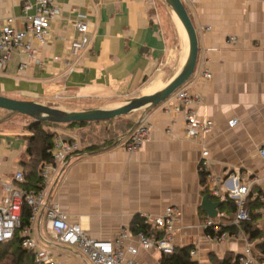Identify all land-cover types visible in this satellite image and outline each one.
Segmentation results:
<instances>
[{"label": "crops", "instance_id": "obj_1", "mask_svg": "<svg viewBox=\"0 0 264 264\" xmlns=\"http://www.w3.org/2000/svg\"><path fill=\"white\" fill-rule=\"evenodd\" d=\"M54 4L59 14L50 25V38L38 47V62L20 73L18 56L11 53L0 70V94L65 110H81L80 104H90L84 109L114 107L160 89L185 61L188 45L183 31L173 14L183 36L177 53L156 0H54ZM25 5L30 6L27 14L35 13V0H0V18L12 17L16 28H23ZM77 13L85 15L90 44L73 54L70 41ZM188 14L198 39L196 68L203 60L211 77L192 73L183 84L190 96L185 107L211 119V132L199 140L186 137L183 117L166 111L170 96L148 111L130 115L135 123L144 116L151 125L148 139L136 150L124 148L128 132L93 151L80 142L81 150L61 168V176L47 184L50 199L90 237L113 240L127 233L124 257L136 264H160L161 252L139 248L129 228L132 218L158 215L167 206L180 210L175 246L197 243L198 264H211L212 254L242 251V238L217 243L206 236L204 224L223 222L225 213L217 208L214 216L204 201L207 197L218 202L209 196L208 186L199 184L202 149L208 150V171L225 179L226 187L249 182L250 191L264 196V160L259 154L264 145V0H200ZM232 119L237 123L229 126ZM59 129L68 136L79 128ZM22 136L0 129V180H9L26 159ZM204 188L207 195L201 192ZM30 233L41 244V237L46 240L44 250L55 264H91L77 247L56 240L43 210ZM130 247L138 248L137 253H130Z\"/></svg>", "mask_w": 264, "mask_h": 264}, {"label": "built area", "instance_id": "obj_2", "mask_svg": "<svg viewBox=\"0 0 264 264\" xmlns=\"http://www.w3.org/2000/svg\"><path fill=\"white\" fill-rule=\"evenodd\" d=\"M185 9H191L193 4L200 0H180ZM29 5L24 6V27L16 28L12 17L0 18V70L4 69L11 58V53L18 56L17 70L22 73L32 63L38 62V47L50 38V25L59 14V9L55 6L54 0H35V13L27 14ZM75 36L70 41L73 54L87 48L90 44V33L85 15L77 13L73 21ZM231 40L234 38L231 37ZM65 62V60H64ZM67 62V58H66ZM193 73L197 77L209 79L211 73L204 65L203 60ZM166 111L180 114L184 120L185 136L193 139H200L208 135L213 127V121L209 118H202L195 112L187 109L185 105L190 102L189 91L182 85L170 98ZM236 119L229 121V126H234ZM55 133L52 145L47 149L52 161L41 164V183L38 192H29L20 186L23 181V173L18 167L9 180H0V242L13 237L17 228H20V215L24 202L32 208L29 224L21 229V246L33 252L36 262L45 264H55L54 260L44 250L47 243L44 238H40L42 244L31 236V224L36 216L43 210L47 220V226L53 232L56 240L64 245L77 247L91 262V264H136L132 260L124 257L125 248L123 241L127 233H121L113 240H102L90 237L85 228L78 222H70L65 213L59 210L57 203L50 199L47 191V184L54 178H59L62 174V167L67 161L81 150L80 140L75 132H69L63 137V132L59 127H54ZM151 125L142 116L137 124L129 132L124 148L128 151L136 150L143 141L148 139ZM260 157L264 160V145L259 149ZM208 150L202 149L198 162V170L208 171ZM209 172V171H208ZM226 180H220L211 172L207 174L206 183L209 192L218 201L232 199L235 203L233 219L228 224L237 228L236 232L222 230L219 221L208 220L204 224V230L210 228L206 233L208 239L217 243H224L236 238H242L245 245L239 253V264H264L258 263L254 255L255 241H249L248 236L241 229L240 224L250 220V210L246 207V197L250 192L251 183H243L233 187L225 186ZM264 202V196L261 197ZM259 224L264 225V205L259 210ZM180 210L176 206H167L155 216H144L148 222L161 230L163 234L159 238H153L138 232L135 235L139 248L145 250L156 249L161 253H172L175 247L176 222L179 218ZM226 224V223H225ZM193 244V243H192ZM198 244L194 243L190 250V255L194 258ZM132 254H136L138 248H127Z\"/></svg>", "mask_w": 264, "mask_h": 264}, {"label": "trees", "instance_id": "obj_3", "mask_svg": "<svg viewBox=\"0 0 264 264\" xmlns=\"http://www.w3.org/2000/svg\"><path fill=\"white\" fill-rule=\"evenodd\" d=\"M6 111V110H5ZM8 112V111H7ZM23 115V114H20ZM131 114L117 116L104 121L83 120L66 123H57L45 120H32L26 124L27 134L22 137L25 140L26 159L19 162L23 173V181L20 186L31 192H38L41 183V164L51 162L52 158L47 149L52 145L55 133L51 127L68 128L71 131L78 126L77 134L82 142L84 149L93 151L100 146L111 144L115 139L132 129L135 120L130 117ZM63 137H66L65 135ZM103 141V142H102ZM206 170H198L199 184L206 187L207 174ZM203 195H207L206 188L201 190ZM209 195V194H208ZM262 193L258 190H251L246 197V207L250 210V220L240 224L241 229L247 234L249 241L258 240L254 246V255L258 263L264 261V227L259 224V210L263 207L264 202L261 200ZM217 201V199L209 195ZM218 212L225 213L221 217L224 221H231L235 212V203L232 199L218 201ZM32 208L26 202L23 203L20 215V228H17L11 239L0 242V264H45L36 262L32 251L21 246V229L29 224ZM217 221V220H215ZM223 221V222H224ZM219 221L222 230L236 232L234 225L225 224ZM132 234L142 232L153 238H159L163 232L152 224L145 222L144 216L135 215L129 225ZM210 228L205 229L209 233ZM193 244L175 246L172 253H161L160 264H198L197 260L190 255ZM240 254L228 251L222 257L215 255L209 256L211 264H239Z\"/></svg>", "mask_w": 264, "mask_h": 264}, {"label": "water", "instance_id": "obj_4", "mask_svg": "<svg viewBox=\"0 0 264 264\" xmlns=\"http://www.w3.org/2000/svg\"><path fill=\"white\" fill-rule=\"evenodd\" d=\"M164 2L178 18L186 33L188 51L180 69L160 89L152 93L131 97L118 106L95 107L83 110H65L34 100L14 99L0 94V108L8 111V115L3 120L16 114H23L34 120L57 123L83 120L104 121L117 116L132 114L139 110L148 111L169 98L191 77L194 71L198 54V39L192 20L182 2L180 0H164ZM204 201L211 205L214 209L213 215L216 216L219 202H211L207 197L204 198Z\"/></svg>", "mask_w": 264, "mask_h": 264}, {"label": "rangeland", "instance_id": "obj_5", "mask_svg": "<svg viewBox=\"0 0 264 264\" xmlns=\"http://www.w3.org/2000/svg\"><path fill=\"white\" fill-rule=\"evenodd\" d=\"M156 9L158 10L159 15L161 17V21L165 29V32L167 34V37L170 38L173 48L175 49L174 51H176L177 53L180 52V50H182V45H183V36L180 34L178 27L174 21L172 11L169 9V7H167L164 0H156ZM16 96L29 98L28 95L17 94ZM14 99H17V98H14ZM88 105L90 104H86V105L80 104L78 105V107L82 108L81 110H83ZM98 107L101 108V107H106V106H98ZM89 108H95V107H89ZM7 115H8V112L0 108V129H3L4 131H9L11 134L17 133V134L24 135L25 133H28V130L26 129V124L32 120L30 117L25 116V115L16 114L10 117L9 119L2 120ZM53 128L54 127H51V130Z\"/></svg>", "mask_w": 264, "mask_h": 264}, {"label": "bare ground", "instance_id": "obj_6", "mask_svg": "<svg viewBox=\"0 0 264 264\" xmlns=\"http://www.w3.org/2000/svg\"><path fill=\"white\" fill-rule=\"evenodd\" d=\"M173 13V12H172ZM174 14V13H173ZM174 16H175V14H174ZM176 17V16H175ZM176 19H177V22H178V24L180 25V27H181V29H182V31H183V33H184V38H185V42H186V44L188 45V42H187V37H186V33H185V31H184V29H183V27H182V25H181V23H180V21L178 20V18L176 17ZM186 45V46H187ZM188 51V50H187Z\"/></svg>", "mask_w": 264, "mask_h": 264}]
</instances>
